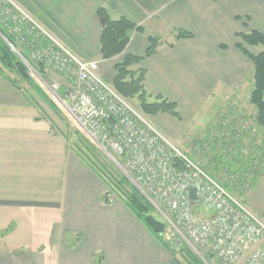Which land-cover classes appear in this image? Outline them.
Returning <instances> with one entry per match:
<instances>
[{"label": "crops", "instance_id": "crops-1", "mask_svg": "<svg viewBox=\"0 0 264 264\" xmlns=\"http://www.w3.org/2000/svg\"><path fill=\"white\" fill-rule=\"evenodd\" d=\"M16 1L83 58L98 55L100 73L112 85L115 65L127 55L144 57L149 38H157V52L131 69L146 71L149 102L162 96L175 103L178 121L184 125L187 120L195 128L201 127L198 117L204 107L211 101L227 105L223 98L239 92L246 81L250 60L237 47L239 35L264 36V0ZM32 6H39L44 15ZM102 8L113 21L125 17L142 28L133 31L126 50L111 59H103L100 53L103 22L98 10ZM179 31L192 38L177 40ZM6 86L1 83L0 66V264H178L124 201L105 196L103 180L68 147L49 133L38 141L30 132L21 136L16 126L1 129V117L11 115L12 108L26 107L22 100L1 95ZM150 117L169 137H178L172 129L173 117ZM229 117L219 127L223 150L232 154L241 137L237 124L246 125L240 116ZM208 118L210 124L218 121L214 115ZM232 126L237 129L230 135ZM216 130L211 131L213 140L219 138ZM24 138L28 141H22V146ZM263 168L250 172L247 205H251L248 196L264 187Z\"/></svg>", "mask_w": 264, "mask_h": 264}, {"label": "built area", "instance_id": "built-area-1", "mask_svg": "<svg viewBox=\"0 0 264 264\" xmlns=\"http://www.w3.org/2000/svg\"><path fill=\"white\" fill-rule=\"evenodd\" d=\"M6 1L0 0V8L8 5ZM25 19L31 24L13 19L17 39L35 60L71 80L65 88L43 81L44 91L89 138L121 158L148 200L175 217L186 240L210 254L213 264H264V220L119 94L101 76L98 62L79 58L43 34L32 19Z\"/></svg>", "mask_w": 264, "mask_h": 264}, {"label": "rangeland", "instance_id": "rangeland-1", "mask_svg": "<svg viewBox=\"0 0 264 264\" xmlns=\"http://www.w3.org/2000/svg\"><path fill=\"white\" fill-rule=\"evenodd\" d=\"M6 2L8 5L1 6L0 8V27L5 29L7 34H10L15 38L18 48L8 41V39L1 33V29L0 42L2 39L8 44L16 58H18L23 64L25 63L20 55L28 60L33 66L34 71L25 64L31 76V80H26L21 77L18 72L10 69L8 66H3L0 61L1 83H3V85L6 83L9 87L6 86V89L1 88V95H5L7 99L22 100L24 105L26 104V107L23 108L22 111H17L12 108L8 113L11 115H7L8 117L5 118L1 117V121L4 120V122L1 123V129L6 130L8 127L16 126V129L21 133V136L25 135V137H28L30 132L33 136H37L35 138L38 141L41 139V136H47L49 133L55 141L68 147L70 152L76 154L82 161L84 160L83 158L90 160L107 183L106 184L103 181L106 185L105 196L109 199L122 200V198H127L129 194L132 195L135 194V192H138L145 197L151 206L150 215L156 221L165 225V231L160 236L161 241L170 247L174 252L176 259L181 264H190L192 261L190 253H194V255H196L204 264H213L214 258L210 254H205L197 248H194L189 243V240H186V235L182 232L172 214L160 204L152 203L148 200L144 192L134 183L131 174L125 168L121 158L112 150L102 148L98 142L89 138L68 115L63 106L61 105V107L46 91H44L41 84L43 81L49 85L58 83L62 88H65L66 85L71 83V80L66 77L67 75L65 76L64 74L53 71L42 62L33 58L31 50L21 44L20 40L15 36L16 33L13 31L16 28V24L13 19L15 21L21 20L25 26L31 24L30 21L25 18L28 17L32 19L36 25L41 27L42 30H40L43 34H45L44 32L48 33L53 40L60 45H63L71 53L83 60L98 62L100 66L101 58H99L98 55L94 59L83 58L75 50L65 44L61 38L53 32V30L42 24L40 19L37 18L28 7L22 6L16 0H7ZM32 7H34L35 11L37 10L39 13H44L39 6ZM41 7L45 8V6ZM8 14H11V17L10 15L7 16ZM25 26H22L23 30H25ZM10 45H12V47ZM246 48L254 55H259L264 52V46L254 48L246 46ZM247 64L249 66V71L246 75V81L244 82L242 89L237 93H229L223 98L228 100L227 105L222 106L221 104L218 106L215 104L216 102H214V106L211 101L207 107H204L198 117V120L202 123L201 127L198 126V128H195L196 126L193 123H189L187 120L186 123L182 125L178 120L172 118L175 122L172 129H174V132L178 136L176 139L165 134L150 116L145 115L140 110L137 100L129 101L137 110L143 113L154 127L161 131L174 144V146L191 157V159H194L203 169L212 176H215L219 181H222L223 183L225 182V185L237 200H240L264 220V187H258L257 190L255 192L253 191L254 193L246 199L251 205L255 206V210L250 208L251 205L248 204V206L244 203L245 195H248L252 189L253 178H251V176L249 177V175L252 174L250 172L254 171V168H256V172L259 173V169L264 167V163L261 161L264 160V130L257 124V110L255 106L251 104V94L255 86L254 67L250 61ZM34 65H41L44 68L46 78L40 74V78L38 77L37 74L39 72ZM39 88L41 90H39ZM62 90L61 93L63 92ZM219 100L220 99H218V102L221 103ZM222 102L224 103L225 101ZM235 102H238L240 106L238 107L235 105ZM1 113L4 112L1 111ZM18 114H21V119L18 117ZM208 115L211 117L214 115V120L216 116L218 121H214L210 124V121L207 122L209 119ZM228 116H240V120L242 118L245 119L244 124L246 125L244 128V125L237 124L240 126L239 130L241 137L238 140L239 142L235 143H238L240 151L237 152L238 148L233 150V152L231 151L233 155L229 154L226 148L223 150L222 145L225 140L221 137L223 131L220 130L219 127H223V122L227 120ZM213 127H216L218 130H216V134L219 136L218 139L214 140L211 137ZM232 127L233 129L229 128L228 130L230 131V135L233 134L234 129L236 128L235 126ZM22 141L26 142L28 141V138H24V140L21 139V142ZM79 155H82L83 158ZM261 157L262 159H260ZM122 169H125V172L127 171L126 174ZM227 174L229 178L228 180L225 178ZM206 214L211 215L213 214V211L207 210ZM22 239L23 237L21 236L20 240Z\"/></svg>", "mask_w": 264, "mask_h": 264}, {"label": "trees", "instance_id": "trees-1", "mask_svg": "<svg viewBox=\"0 0 264 264\" xmlns=\"http://www.w3.org/2000/svg\"><path fill=\"white\" fill-rule=\"evenodd\" d=\"M98 16L103 20V30L101 33V49L100 53L103 59H111L122 54L130 41V36L133 31L142 32V28L137 27L129 19L122 17L117 21H113L107 14L105 9L98 10ZM1 33L11 42L16 48V40L7 31L0 27ZM192 35L188 32L179 31L177 40L190 39ZM241 43L237 45L240 51L252 62L254 67L255 86L251 94V104L257 110V124L264 130V52L259 55L252 54L246 46L260 47L264 46V36L258 32H251L249 34L239 35ZM150 46L144 57H135L127 55L123 62L115 65L116 77L113 82L114 88L119 94L128 100H137L141 111L147 116H154L157 114H168L171 117L181 121V116L177 110V105L172 103L162 96H157L155 102H149V94L145 90V75L146 71L143 68L131 69L133 66L139 65L146 58L153 56L160 45L157 38H149ZM0 61L3 66L18 72L24 79L31 80V76L25 64L16 58L11 48L2 39L0 42ZM40 75L44 78V68L41 65H34ZM39 90H41L39 88ZM83 158L82 155H79ZM87 166L95 172L105 183V179L100 175L97 168L93 166L89 159L83 158ZM107 184V183H106ZM127 206L136 214L141 222L153 233L159 240L160 236L165 231V225L156 221L151 215V206L138 192L129 194L127 198H122ZM165 244V243H164ZM167 248L173 253L170 247L165 244ZM192 261L190 264H204L201 260L190 253ZM176 258V257H175ZM178 264H181L176 259Z\"/></svg>", "mask_w": 264, "mask_h": 264}, {"label": "water", "instance_id": "water-1", "mask_svg": "<svg viewBox=\"0 0 264 264\" xmlns=\"http://www.w3.org/2000/svg\"><path fill=\"white\" fill-rule=\"evenodd\" d=\"M12 47V45H10ZM20 55V54H19ZM21 59L23 60V62L26 64V66H28L32 71H34L33 66L28 62V60H26L22 55H20ZM123 172L126 174L125 170L122 169ZM107 197V196H106Z\"/></svg>", "mask_w": 264, "mask_h": 264}]
</instances>
